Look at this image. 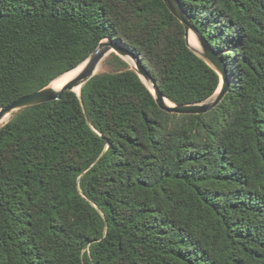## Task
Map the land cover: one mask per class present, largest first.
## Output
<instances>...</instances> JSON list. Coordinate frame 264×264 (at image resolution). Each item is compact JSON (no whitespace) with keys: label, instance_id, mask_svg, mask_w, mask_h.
<instances>
[{"label":"trees","instance_id":"trees-1","mask_svg":"<svg viewBox=\"0 0 264 264\" xmlns=\"http://www.w3.org/2000/svg\"><path fill=\"white\" fill-rule=\"evenodd\" d=\"M180 1L230 91L169 113L112 52L81 95L16 112L0 127V264H264V0ZM106 38L175 104L220 86L164 0H0V107Z\"/></svg>","mask_w":264,"mask_h":264},{"label":"water","instance_id":"water-1","mask_svg":"<svg viewBox=\"0 0 264 264\" xmlns=\"http://www.w3.org/2000/svg\"><path fill=\"white\" fill-rule=\"evenodd\" d=\"M171 12L181 21L184 25L186 33V41L190 48L200 57H202L209 65H211L221 77V83L216 92L209 98L195 103L188 104H172L168 103L169 100L162 90L160 89L157 80L152 75V73L144 65L141 58L127 45L119 40H113L106 38L102 40L94 51L80 64H84L83 68L79 73H77L73 78H71L67 83H65L61 88H55L50 82L47 86H44L34 92L23 95L10 104L0 107V121L9 113L19 111L23 108L38 105L45 102H51L59 100L62 98L66 91H75V88L81 86V95L83 86L97 74L96 69L101 61L109 55L111 52H115L122 58L126 59L131 63L132 68L139 74L145 77L149 81L150 86L142 78V80L147 84V86L153 89V94L156 101L161 109L175 114H203L207 113L214 108H216L225 98L227 93L231 88V80L228 75L227 64L224 59L214 50L207 39L201 34L198 28L192 22L187 10L183 6L180 0H164ZM194 34L198 43L201 45L202 49H197L191 46L189 42V37ZM72 68L71 70L75 69ZM68 70V71H71ZM66 71V72H68ZM65 72V73H66ZM220 88V89H219ZM151 89V90H152ZM76 92V91H75ZM170 101V100H169Z\"/></svg>","mask_w":264,"mask_h":264},{"label":"bare ground","instance_id":"bare-ground-1","mask_svg":"<svg viewBox=\"0 0 264 264\" xmlns=\"http://www.w3.org/2000/svg\"><path fill=\"white\" fill-rule=\"evenodd\" d=\"M190 41L191 42L190 44H192L191 46H193V43H196V39H195V36L193 34L190 35L189 37ZM194 47V46H193ZM196 48V47H194ZM199 50V49H198ZM101 64V63H100ZM100 64L98 65L97 69H96V72L99 70L100 68ZM84 64H81L79 65L78 67H76L75 69L71 70V71H68L62 75H60L58 78H56L53 82H52V86L55 87V88H61L65 83H67L71 78H73L77 73H79V71H81V69L83 68ZM142 78L146 81V83L150 86V83L149 81H147L145 79L144 76H142ZM80 89H81V86L75 88V91L76 92H80ZM152 89V88H151ZM220 89V88H219ZM153 91V89H152ZM168 103L172 104L171 101L167 100ZM12 116V113H9L7 114L1 121H0V126L2 124H4L6 121H8L10 119V117Z\"/></svg>","mask_w":264,"mask_h":264},{"label":"rangeland","instance_id":"rangeland-1","mask_svg":"<svg viewBox=\"0 0 264 264\" xmlns=\"http://www.w3.org/2000/svg\"><path fill=\"white\" fill-rule=\"evenodd\" d=\"M193 35H194V34H193ZM194 36H195V35H194ZM195 39H196V37H195ZM189 41H190V39H189ZM196 41H197L196 43H193V46L196 47L197 49H202V47H201V45L198 43V40H197V39H196ZM190 43H191V42H190ZM191 45H192V44H191ZM226 52H231V50L227 49ZM111 53H112V52H111ZM111 53H110V54H111ZM110 54H109V55H110ZM109 55H107V56L101 61L100 68H99V70L97 71V74H98V73L105 72V71H109V67H108V65H107V63H106V59H107V57H108ZM123 59H124V58H123ZM124 60H126V59H124ZM126 61H127V60H126ZM127 62H128V61H127ZM128 63H129L130 66L132 67L131 63H130V62H128ZM16 112H18V111H16ZM16 112H13V113H12V116H13ZM12 116H11V117H12ZM11 117H10V119H11ZM10 119H9V120H10ZM9 120H8V121H9ZM8 121H6L5 123H7ZM5 123H4V124H5ZM4 124H2V125H4ZM2 125H1V126H2ZM1 126H0V127H1Z\"/></svg>","mask_w":264,"mask_h":264}]
</instances>
